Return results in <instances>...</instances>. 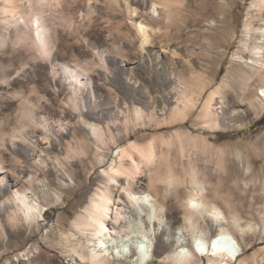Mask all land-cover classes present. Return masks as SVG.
<instances>
[{"label":"rangeland","instance_id":"1","mask_svg":"<svg viewBox=\"0 0 264 264\" xmlns=\"http://www.w3.org/2000/svg\"><path fill=\"white\" fill-rule=\"evenodd\" d=\"M252 2L189 0L187 9L180 14L177 12V21L162 29L163 35L164 31L167 32V38H158L144 20L149 15L140 3L136 4L140 14L136 12L132 17L135 24L123 12L121 5L108 9L91 4L93 13L87 19L84 15L89 8L83 5L73 6L61 16L60 12L44 6V15L53 16L56 12L51 26L55 34L47 40L44 48L37 45L36 48L29 42L14 44L11 42L13 25L9 29L0 25V264H84L65 256L56 244L55 232L48 234L49 241L45 240V235L50 228L65 232L69 229L70 221L78 210L77 205L84 199L83 193L95 183L96 175L90 179L86 173L90 166L85 168V172L74 166L71 179L58 167L51 168L50 175H41L39 179L42 180L35 188L40 196L43 191L50 195L48 206L44 207V216L36 218L25 230L11 224L1 205L3 195L7 194L3 188L19 181L18 163L22 160L31 162V157L25 158L23 152L30 149L37 135L45 131L49 133L51 119L68 116L73 118L76 126H80L78 114L103 104L108 97L121 105L126 103V108L149 104L159 114L164 113L166 91L156 84L164 80L168 86L181 76L180 79L192 85L191 71L210 81L203 98L216 87L220 91L225 108H217L214 119L222 122L226 111H236L237 115L230 117V122L239 126L206 130L200 127V122L193 120L198 114L193 111L182 124L154 133L136 130V136L144 141L156 133L167 134L180 129L203 137L214 147H224L226 167L231 176L224 185H219V174L213 160L209 166L211 183L206 185L208 192L204 199L207 202L213 200L227 218L225 226L245 248V255H251L264 246V105L260 108L256 101L260 93L258 87L264 85V71L252 64V56L243 51L247 38L243 27L246 14L251 18L253 28H264V10L259 13L252 8ZM222 8L225 10L223 13ZM76 10L83 12L79 14ZM138 26L153 37L150 46L140 44ZM250 40L260 39L252 35ZM66 66L78 69L80 88L72 82L76 71L70 78L64 71ZM243 73L249 74L248 80L244 79ZM122 85L128 91L120 89ZM133 88L140 91L138 95L134 94ZM171 104L168 102V105H174ZM51 138L54 141L57 136L52 135ZM93 146L90 153L94 157ZM112 152L114 150L103 154L109 156ZM204 155L200 152L198 156L200 168L204 167ZM94 168L97 172L100 170L96 165ZM58 183L63 185L61 189L55 186ZM189 190L185 188L165 200L161 209L164 228L182 226ZM232 217L238 219L240 226L251 224L254 230L240 232L232 224ZM199 224L208 233L214 232L215 227L209 220ZM162 237L168 238L158 234L152 238L153 244ZM194 260L207 264L203 257ZM152 264H159L156 258Z\"/></svg>","mask_w":264,"mask_h":264},{"label":"bare ground","instance_id":"2","mask_svg":"<svg viewBox=\"0 0 264 264\" xmlns=\"http://www.w3.org/2000/svg\"><path fill=\"white\" fill-rule=\"evenodd\" d=\"M188 1L0 0V25L6 29L13 25L11 42L14 44L29 42L35 47L37 45L44 48L47 40L54 37L55 31L51 26L57 11L61 16L72 10L73 6L76 8L83 5L89 8L84 15L87 19L93 13L91 4L96 3L108 9L121 5L123 12L135 24L132 17L136 12L140 14L136 6L140 3L149 15L144 20L151 25L158 38H167V32L164 31L166 36L163 35L162 29L169 28L177 21V12L180 14L185 11ZM252 3V8H256L259 13L264 10V0H253ZM44 6L56 10L53 16L42 13ZM80 10L76 11L80 14L83 12ZM223 12L225 10L222 8L221 13ZM140 18L141 16L138 17ZM251 23V18L246 14L243 27L247 38L243 51L252 56V64L264 71V28H253ZM137 31L141 33L140 44L150 46L153 37L140 26ZM252 35L260 40L251 41ZM72 68H64L70 78L74 76L76 67ZM77 71L72 82H76L75 86L80 88L82 83ZM190 76L192 85L189 81L180 79L181 76L168 86L164 80L156 84L166 91V101H163L167 107L163 108L161 117L149 104L126 108V103L121 105L108 97L103 104L87 108L78 114L82 126H76L71 115L70 118H52L49 133L45 131L37 135L30 149L23 152L25 158L31 157V162L22 160L18 163L19 181L3 188L7 194L3 195L1 205L11 224L20 226L22 231L35 222L36 218L44 216V207L48 206L50 195L43 191L40 196L36 192L35 185L40 184L41 175H50L51 168L58 167L71 179L74 166L81 168V172H85V168L90 166L86 173L90 179L96 175L95 183L83 193L84 199L77 205L78 210L70 221L69 229L65 232L59 228H50L45 235V240L49 241L48 234L55 232L56 244L70 260L84 264H152L156 258L159 264H200L194 258L203 257L207 264H263L264 246L251 255H245V248L225 226L227 218L213 200L207 202L204 199L208 192L206 185L211 183L209 166L213 160L219 174V185H224L231 176L226 167V149L214 147L203 137L193 136L180 129L167 134L156 133L144 141L136 136V130L153 132L182 124L193 111L198 113L193 120L200 122V127L206 130L239 126L238 123L230 122V117L237 115L236 111H226L221 118L222 122L218 118L214 119L217 115L215 110L225 108L219 89L216 87L210 90L203 98L202 94L210 87V81L193 71ZM242 76L245 80L249 79L247 73ZM119 88L126 90L123 85ZM258 88L260 93L257 94L256 101L263 108L264 85ZM133 92L138 95L140 91L133 88ZM168 102L174 105L170 106ZM52 135L57 136L54 141ZM92 146L95 147V158L90 153ZM112 150L114 152L109 156L103 154L104 151ZM200 152L205 154L202 168L198 164ZM93 163L100 168L98 172ZM55 186L61 189L63 185L58 183ZM185 188L190 190L184 203L182 226L164 228L161 209L165 206V200L183 192ZM207 220L215 227L213 233H208L199 224ZM232 224L240 232L254 230L251 224L240 226L235 217H232ZM158 234H164L168 238H158L153 244L152 238Z\"/></svg>","mask_w":264,"mask_h":264},{"label":"trees","instance_id":"3","mask_svg":"<svg viewBox=\"0 0 264 264\" xmlns=\"http://www.w3.org/2000/svg\"><path fill=\"white\" fill-rule=\"evenodd\" d=\"M259 122H260V120L259 121H257V123L259 124Z\"/></svg>","mask_w":264,"mask_h":264}]
</instances>
